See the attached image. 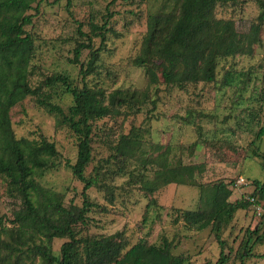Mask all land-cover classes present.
I'll use <instances>...</instances> for the list:
<instances>
[{
	"label": "rangeland",
	"instance_id": "374dc122",
	"mask_svg": "<svg viewBox=\"0 0 264 264\" xmlns=\"http://www.w3.org/2000/svg\"><path fill=\"white\" fill-rule=\"evenodd\" d=\"M260 1L264 2L235 0L216 6L214 17L230 20L235 32L243 38L250 37L251 26L259 22ZM106 3L107 0H35L25 11L31 15L25 30L33 39L29 62L32 86L60 74L72 84H85L104 96L115 89L134 96L107 116L92 121L91 158L84 175L97 177V185L87 192L98 205L87 213L81 234L121 232L128 245L138 239L159 244L167 237L172 241V253L182 256L183 264H215L221 249L229 253L227 264H264V217L256 215L253 205L234 213L222 232V247L210 227L197 230L186 225L180 213L205 206L199 183L224 181L232 189L230 201L249 197L253 180L264 183V161L254 157L256 149L264 153V134L255 137L258 128H264V21L259 24L251 53L218 59L211 80L164 83L155 68L156 82L150 83L145 66L135 65L134 58L140 52L148 14L172 8L175 0H115L107 9ZM106 19L103 35L92 37L96 59L90 71L82 74L79 64L71 62L75 42L81 39L77 29L86 33L90 23L100 25ZM88 58V49H81L83 70ZM41 88L43 92L50 90V100L62 110L70 105L71 96L59 84L51 89L42 84ZM9 116L16 138L31 139L43 134L56 148V165L43 172L40 183L59 192L65 206L81 205L83 183L71 175L66 165L75 160V134L37 105L33 96L12 106ZM123 137L133 143L126 142L117 152ZM162 157L169 165H192L196 185L170 183L157 187L153 170ZM239 176L246 185L235 188L233 182ZM19 207V197L10 193L0 176V230L13 226L11 220ZM257 226L262 242L253 251L263 255L240 262L236 252L245 239L244 231ZM64 241L65 238L53 240L54 254L59 253ZM14 260H0V264H13ZM41 262L38 256L21 255V264Z\"/></svg>",
	"mask_w": 264,
	"mask_h": 264
},
{
	"label": "trees",
	"instance_id": "16d2710c",
	"mask_svg": "<svg viewBox=\"0 0 264 264\" xmlns=\"http://www.w3.org/2000/svg\"><path fill=\"white\" fill-rule=\"evenodd\" d=\"M34 1L0 0V176L7 182L10 193L17 194L20 199V207L11 220L13 226L0 230V251L4 250V253L0 252V260L8 262L13 258V264H21V255L26 253L38 256L42 261L40 264H183L182 256L172 253V241L167 237H163L159 244L138 239L128 245L121 232L81 234L87 223V213L98 205L90 200L87 192L97 185V177L84 175L91 158L92 121L107 116L134 96L118 89L104 96L100 90L85 84L78 87L66 75L60 74L44 78L32 86L29 82V62L33 54V39L25 30V26L31 23V15L25 14V11L31 8ZM114 1L107 0L106 9ZM233 2L235 0H175L172 8H160L149 13L134 64L145 66L150 83L156 82L155 68L164 83L211 80L218 59L235 53H251V44L257 42L259 24L264 21V2L260 1L259 22L251 26L250 37H241L230 20L214 17L216 6ZM106 21L100 25L90 23L86 33L77 29L81 39L75 42L71 62L79 64L82 74L92 68L97 54V50L92 49V37L103 35ZM83 48L88 49L89 54L84 70L81 67L84 64L79 60ZM42 84L48 89L59 84L62 91L71 96V103L65 111L50 100V90L42 91ZM26 96H33L37 105L52 113L59 124H65L75 134V160L66 165L71 175L83 183L81 205L70 203L65 206L59 192L40 183L43 172L56 165L57 151L53 142L43 134L31 139L14 136L9 110ZM261 100L264 101V86ZM263 134L264 128L259 127L255 137ZM126 142L133 143L123 137L116 151L120 152ZM254 157L264 161V153L257 149ZM156 163L153 175L157 187L170 183L196 185L192 165H169L164 157ZM198 186L201 187L200 198L205 206L195 211L182 210L181 217L186 225L197 230L210 227L221 247L224 245V228L236 211L251 208L250 197H254L264 210V183L259 180L251 182L249 197L234 201L229 200L232 189L224 181L210 185L199 183ZM244 233L245 239L236 252L240 262L263 255L253 251L254 246L262 242L258 234L259 226L248 227ZM55 238H65L58 254L52 250ZM229 257V253L221 249L215 264H227Z\"/></svg>",
	"mask_w": 264,
	"mask_h": 264
},
{
	"label": "built area",
	"instance_id": "2783aa9c",
	"mask_svg": "<svg viewBox=\"0 0 264 264\" xmlns=\"http://www.w3.org/2000/svg\"><path fill=\"white\" fill-rule=\"evenodd\" d=\"M240 185H246L242 176H239L234 182L235 188H237ZM249 200L253 203V207H254V211H255L256 215L257 216L264 215V210H263L262 205L260 203H256L254 200V197H250Z\"/></svg>",
	"mask_w": 264,
	"mask_h": 264
}]
</instances>
